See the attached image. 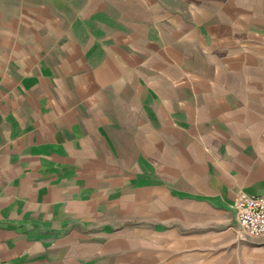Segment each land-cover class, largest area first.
Returning <instances> with one entry per match:
<instances>
[{
    "label": "crops",
    "instance_id": "crops-1",
    "mask_svg": "<svg viewBox=\"0 0 264 264\" xmlns=\"http://www.w3.org/2000/svg\"><path fill=\"white\" fill-rule=\"evenodd\" d=\"M264 0H0V264H264Z\"/></svg>",
    "mask_w": 264,
    "mask_h": 264
},
{
    "label": "built area",
    "instance_id": "built-area-1",
    "mask_svg": "<svg viewBox=\"0 0 264 264\" xmlns=\"http://www.w3.org/2000/svg\"><path fill=\"white\" fill-rule=\"evenodd\" d=\"M231 207L237 212L242 238L264 235V195L242 193Z\"/></svg>",
    "mask_w": 264,
    "mask_h": 264
}]
</instances>
